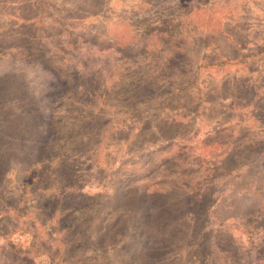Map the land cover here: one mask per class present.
Returning <instances> with one entry per match:
<instances>
[{
	"label": "rangeland",
	"instance_id": "1",
	"mask_svg": "<svg viewBox=\"0 0 264 264\" xmlns=\"http://www.w3.org/2000/svg\"><path fill=\"white\" fill-rule=\"evenodd\" d=\"M0 264H264V0H0Z\"/></svg>",
	"mask_w": 264,
	"mask_h": 264
}]
</instances>
